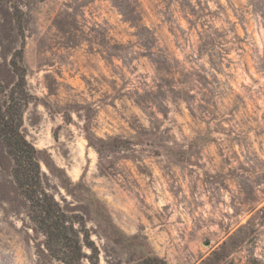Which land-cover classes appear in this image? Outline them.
<instances>
[{
	"label": "rangeland",
	"instance_id": "obj_1",
	"mask_svg": "<svg viewBox=\"0 0 264 264\" xmlns=\"http://www.w3.org/2000/svg\"><path fill=\"white\" fill-rule=\"evenodd\" d=\"M12 59L44 185L101 264H264V0H0L2 99ZM12 169L0 138V264H65Z\"/></svg>",
	"mask_w": 264,
	"mask_h": 264
},
{
	"label": "trees",
	"instance_id": "obj_2",
	"mask_svg": "<svg viewBox=\"0 0 264 264\" xmlns=\"http://www.w3.org/2000/svg\"><path fill=\"white\" fill-rule=\"evenodd\" d=\"M11 63L18 78L10 94L0 98V138L13 160V179L29 202V217L45 237L44 245L55 259L65 264H101L100 248L92 239L85 217L66 211L44 185L39 150L21 132L23 108L29 102L24 71L15 59ZM139 264L167 263L143 253Z\"/></svg>",
	"mask_w": 264,
	"mask_h": 264
}]
</instances>
